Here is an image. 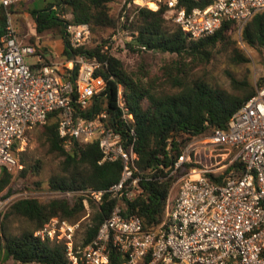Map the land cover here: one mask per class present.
Listing matches in <instances>:
<instances>
[{"label":"built area","instance_id":"built-area-1","mask_svg":"<svg viewBox=\"0 0 264 264\" xmlns=\"http://www.w3.org/2000/svg\"><path fill=\"white\" fill-rule=\"evenodd\" d=\"M21 1L0 0V5L7 10ZM161 5L166 6L165 17L192 39L213 34L223 20L234 21L241 32L255 13L264 10V0H211L205 8L190 10L178 0H122L112 38L127 35L124 25L135 14L130 9L157 10ZM57 15L65 20L71 48L88 43L87 23L70 22V13ZM44 51L38 37L34 43L22 42L7 15L0 35V174L22 167L14 156L17 142L55 111L58 134L66 147L74 139L96 141L103 154L100 162L120 160L121 172L106 189L50 190L54 197L85 196L97 204L104 194L119 201L90 242L77 238L80 220L58 216L36 230L35 236L63 244L68 264H110L113 251L124 258L119 264L144 260L149 264H264V84L230 115L225 128L189 140L172 164L158 163L142 171L134 148V119L121 84L116 116L107 110L106 81L98 73L107 62L85 53L53 59ZM32 56L35 61L28 62ZM93 106L99 111L83 115ZM173 177L159 223L145 227L139 215L124 213V203L142 194L141 182ZM14 201L13 193L0 191V223Z\"/></svg>","mask_w":264,"mask_h":264},{"label":"trees","instance_id":"trees-1","mask_svg":"<svg viewBox=\"0 0 264 264\" xmlns=\"http://www.w3.org/2000/svg\"><path fill=\"white\" fill-rule=\"evenodd\" d=\"M113 1L53 0L42 12H33L35 30L41 34L56 28L64 44L62 57L85 53L90 58L107 62L106 66L103 65L98 70L106 81L107 110L116 116L117 85L121 84L127 107L134 119V148L138 155L139 169L144 171L158 163L168 166L179 157L189 140L206 134L213 128H225L230 115L256 91L247 76L236 79L229 75L230 85L226 89L213 85L204 77L194 76L192 71L203 68L219 54L226 55L232 64L245 63L249 58L237 40L232 38L231 32L237 28L234 21L223 20L220 28L213 34L192 39L175 22L165 17V5L157 10L133 7L129 11L135 14L124 25L131 37L129 41H125L130 51L168 52L177 56L173 60V66L162 70L161 77L150 75L146 70H127L120 58L104 49L108 38L101 39L93 47L86 44L71 48L65 36V20L57 15L52 6L56 5L61 12L70 13L72 23H87L93 34L100 30H113L115 27L116 17L111 14L110 7ZM178 3L190 10L193 7L205 8L211 0H178ZM2 20L0 35L6 26L5 16ZM30 40L26 42L34 43L32 37ZM240 41L248 48L264 50V10L255 13L242 26ZM261 84L264 82H258V86ZM94 111L98 112L99 107L93 106L83 115L89 117ZM58 120L56 111L49 113L46 121L39 124L41 129L37 130L35 147L30 146L29 140L27 147L18 152L19 164L22 166L18 170V177L38 176L44 158L52 156L59 158V168L48 178L49 190H99L116 182L121 172L120 160L100 162L103 154L96 141L74 139L66 147L58 134ZM234 165L238 167L237 164ZM236 171L239 172L238 168ZM12 176L10 171L2 170L0 191L6 189V194L13 192ZM175 178L161 182H141L142 194L124 203V213H136L145 227L159 223L164 215L168 190ZM118 202L108 194L103 195L99 204L85 196H77L73 200L53 197L46 201L35 197L20 198L10 206L1 224L0 250L3 257L21 263L68 264L63 244L35 236L34 232L53 216L76 222L88 214L89 221L82 226L81 237L84 244L88 243ZM13 221L17 222L16 232L11 230L10 224ZM122 261L124 258L113 251L110 264Z\"/></svg>","mask_w":264,"mask_h":264},{"label":"rangeland","instance_id":"rangeland-1","mask_svg":"<svg viewBox=\"0 0 264 264\" xmlns=\"http://www.w3.org/2000/svg\"><path fill=\"white\" fill-rule=\"evenodd\" d=\"M53 0H23L11 7L7 10L2 8L0 5V21H3L2 18L5 16L7 21V15L11 17L12 24L14 25L17 35L19 39L23 42L31 41L30 38H33L35 42L36 38L40 39V42L46 41L47 39L52 40L54 42H58L60 40L59 31L56 28H51L49 30L44 31L39 34L35 30V19L33 16L34 11L42 12L43 9L52 3ZM122 0H114L111 4V14L116 17L118 12V7L121 6ZM53 10L57 12V14H67L68 12H61L60 8L56 5L52 6ZM46 10V9H45ZM7 12V13H6ZM59 16V15H58ZM6 24V23H5ZM127 31V35L123 34V37H116L115 40L112 38V30L105 29L100 30L99 32H95L93 34L90 33L88 38L87 45L89 47H93L96 43L100 42L101 39H107L104 45L108 46V51L114 56L120 58L124 64V67L133 72H139L141 70H146L150 73V75H157L161 77L162 70L164 68H168L169 66H173V60L177 58V56L173 53L168 52H155V51H144L141 53L132 52L128 49V47L124 44L125 41L130 40L129 31ZM232 38L237 40L240 48L246 53L249 58V61L241 64H232L227 59V56L224 54L217 55L212 61H210L203 68H196L192 71L194 76H201L205 79L209 80L215 86H220L226 89H229L230 79L229 75L235 77L236 79H241L243 77H248L251 84L255 87L258 86V82H264V50H255L252 48L246 47L240 41V32L238 28L231 32ZM112 35V36H111ZM111 36V37H110ZM110 38V39H109ZM113 41V43H109V41ZM118 39H121L120 41ZM125 40V41H124ZM40 43V44H41ZM46 43V42H45ZM42 48L45 46L42 44ZM28 62H34L35 57L27 58ZM41 129V126H33L25 132V135L22 140L17 143V148L14 150V156L19 163V155L18 152L24 150L29 140L31 141L30 146L35 147V137L37 134V130ZM58 159L53 158L52 156L44 158V164L42 166V170L38 176H26L24 178L18 177V168L16 170L11 171L13 174L11 187L14 194V200H18L20 198L27 197H35L40 201H46L50 198H53L54 195L48 189L47 181L50 175L55 174L58 171L59 164ZM38 182V185H36ZM77 196H68L67 199L73 200ZM81 219L79 234L77 235L78 240L82 237V226L84 223L89 220ZM4 220V217H3ZM3 220L0 223V228ZM83 223V224H82ZM11 230L14 232L17 231V222H12L10 224ZM0 264H36V263H21L15 261L11 258L5 259L3 257V253L0 250ZM138 264H149L147 260L141 261ZM160 264V263H157ZM165 264H177L174 261L165 263Z\"/></svg>","mask_w":264,"mask_h":264},{"label":"crops","instance_id":"crops-1","mask_svg":"<svg viewBox=\"0 0 264 264\" xmlns=\"http://www.w3.org/2000/svg\"><path fill=\"white\" fill-rule=\"evenodd\" d=\"M46 42V43H45ZM42 41L41 45L43 44L45 48H43L45 53L50 56V58L58 59L62 57V52L64 49L63 40L60 37L59 44L58 42H54L52 40L47 39L46 41Z\"/></svg>","mask_w":264,"mask_h":264}]
</instances>
